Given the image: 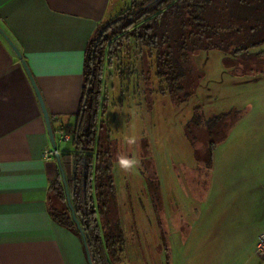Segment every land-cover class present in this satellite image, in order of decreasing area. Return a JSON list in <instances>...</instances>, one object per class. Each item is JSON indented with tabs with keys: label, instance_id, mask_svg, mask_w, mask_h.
<instances>
[{
	"label": "crops",
	"instance_id": "crops-1",
	"mask_svg": "<svg viewBox=\"0 0 264 264\" xmlns=\"http://www.w3.org/2000/svg\"><path fill=\"white\" fill-rule=\"evenodd\" d=\"M113 2L0 0V26L19 47L35 77L59 152L63 143L60 130L77 119L88 43L116 10ZM226 57L224 53L223 60ZM141 77L146 89L142 72ZM152 78L161 81L155 72ZM151 91L146 93L151 95ZM250 101L223 142L236 132L248 135L243 136L246 144L253 142L259 131L264 136V117L261 125H246L252 124L247 117L255 116ZM50 148L35 89L22 60L0 32V264H90L82 235L55 221L49 211L50 185L59 172L58 157L47 159L43 155ZM250 158L247 150L238 161L247 164ZM200 165L195 164L185 174L190 197L197 205L186 207L187 215L181 217L183 261L170 253L167 264H230L238 249L243 250L230 246L243 244L250 246L244 252V264H264V256L256 254V243L264 230V197L258 193V201L256 192L264 190V178L257 181L249 175L213 173V164L207 168L205 162L207 174L193 171ZM257 183L260 190L256 191ZM226 211L232 217L221 216Z\"/></svg>",
	"mask_w": 264,
	"mask_h": 264
},
{
	"label": "rangeland",
	"instance_id": "rangeland-1",
	"mask_svg": "<svg viewBox=\"0 0 264 264\" xmlns=\"http://www.w3.org/2000/svg\"><path fill=\"white\" fill-rule=\"evenodd\" d=\"M129 2L114 0L113 7L116 10L106 22L121 16L129 7ZM262 48L264 43L249 48V52H257ZM224 53L213 49L202 50L195 55L197 69L187 79V84L191 85L186 84L188 90L193 88L194 91L187 101H175L171 94L160 92L161 81L152 78L155 68L151 69L149 86L144 89L142 60L144 63L147 60L135 47L134 39L123 41L118 56L110 60V66L105 65L104 94L108 102L102 119L107 129L101 130V136L113 147L116 161L117 153L131 151L121 138L135 128L140 139L134 151L141 160L135 175L123 173L114 162L116 202L108 203L106 214L101 218L106 229L111 230L113 227L110 226L118 224L122 233L124 250L114 264H167L170 253L180 258V232H183L181 217L187 215L186 207L197 205L190 197L191 187L187 185L185 174L199 162L200 167L193 171L199 174L208 172L203 167L204 162L197 160L193 133L188 129L195 113L202 114L201 126L204 127V121L212 115L232 109L239 111L240 118L241 109H246V103L251 100L255 116L249 115L247 118L252 119V124L246 125H261L260 121L264 117V114L261 116L264 113V64L254 62H264V57L250 61L244 58L242 69L238 66L226 67ZM225 56L230 57L226 53ZM150 59L149 62L152 61ZM121 71L125 72L123 76ZM150 88L151 95L146 93ZM198 106L202 109L196 110ZM255 121L259 122L255 124ZM194 130L200 141L204 139V142H208L211 139L207 133ZM243 136L248 135L236 132L230 140L223 142L224 139L217 144L213 155V173L249 175L259 181L264 178V136L259 131L250 144L243 142ZM202 145H205L204 149ZM207 147L208 143L199 145L201 156L207 157ZM60 150V153L75 152L76 148L73 141H65L60 143ZM247 150L251 163H240L238 158ZM257 184L253 188L256 191L260 190ZM263 192H256V196L261 193V197H264ZM258 197L260 201V194ZM221 216L230 218L232 213L226 211ZM230 247L243 248L241 252L238 249L236 258L230 264H244V252L250 246L243 244ZM255 258L257 262L261 261L259 256ZM180 260L183 261L182 258ZM195 261L193 259L192 262Z\"/></svg>",
	"mask_w": 264,
	"mask_h": 264
},
{
	"label": "trees",
	"instance_id": "trees-1",
	"mask_svg": "<svg viewBox=\"0 0 264 264\" xmlns=\"http://www.w3.org/2000/svg\"><path fill=\"white\" fill-rule=\"evenodd\" d=\"M130 39L147 60H142L144 81H150L151 69L155 68L161 80L160 92L171 94L175 101H187L194 91L186 87L187 79L197 69L194 58L199 51H224L230 56L224 58L226 67L242 68L244 58L263 59L264 51L249 52V48L264 43V0H130L121 16L98 26L85 53L77 119L64 128L74 136L76 151L60 155L59 172L51 182L49 196L53 219L84 233L93 264H114L124 250L118 224L109 230L101 222L108 203L116 202L113 147L101 136V130L106 128L102 119L107 107L105 65H111L123 41ZM124 73L121 71V76ZM200 109L198 106L196 110ZM238 119L239 111L232 109L206 119L203 127L202 114L193 115L188 129L193 133L198 161L211 168L215 147ZM194 129L211 139L200 141ZM206 143L204 157L199 145Z\"/></svg>",
	"mask_w": 264,
	"mask_h": 264
},
{
	"label": "water",
	"instance_id": "water-1",
	"mask_svg": "<svg viewBox=\"0 0 264 264\" xmlns=\"http://www.w3.org/2000/svg\"><path fill=\"white\" fill-rule=\"evenodd\" d=\"M0 32L1 34L5 37V39L9 42V44L11 45V47L13 48V50L16 52V54L18 55V57L22 60V64L31 80V83L35 89V92L37 94V97L39 99V102H40V105H41V108H42V112H43V115H44V118H45V122H46V125H47V130H48V133H49V136H50V140H51V143H52V146L54 149H57V142H56V138H55V133H54V130H53V126H52V123H51V119H50V114L48 112V109H47V106H46V103H45V100L42 96V93L40 91V88L35 80V77L33 75V73L31 72V69L29 68L27 62L23 59V56H22V53H21V50L19 49V47L15 44V42L9 37V35L4 31V29L0 26ZM58 160H60V155L58 156ZM62 175H63V178L65 179V173L62 171ZM70 200V198L68 197V201ZM70 202V201H69ZM73 214H75L73 212ZM78 224V227L81 229V225L79 224V222H77ZM82 236H83V240H84V243H86V238H85V235L84 233L82 232ZM87 257H88V260L90 262V264H93L92 263V260H91V255L90 253L87 251Z\"/></svg>",
	"mask_w": 264,
	"mask_h": 264
},
{
	"label": "clouds",
	"instance_id": "clouds-1",
	"mask_svg": "<svg viewBox=\"0 0 264 264\" xmlns=\"http://www.w3.org/2000/svg\"><path fill=\"white\" fill-rule=\"evenodd\" d=\"M121 139L131 151L129 153H123V152L117 153L115 163L123 173L127 175H135L136 170L141 164V160L135 154L134 146L137 145L138 140L140 138L135 128H133L130 134L125 133Z\"/></svg>",
	"mask_w": 264,
	"mask_h": 264
},
{
	"label": "built area",
	"instance_id": "built-area-1",
	"mask_svg": "<svg viewBox=\"0 0 264 264\" xmlns=\"http://www.w3.org/2000/svg\"><path fill=\"white\" fill-rule=\"evenodd\" d=\"M74 136L67 133L65 130H60L59 140L61 142L72 141ZM44 157L47 159L57 158L60 155L59 149L50 148L45 150ZM256 251L260 256H264V230L261 232L258 241L256 243Z\"/></svg>",
	"mask_w": 264,
	"mask_h": 264
}]
</instances>
